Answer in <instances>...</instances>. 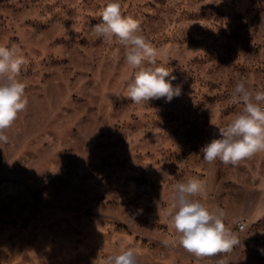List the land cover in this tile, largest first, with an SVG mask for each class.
I'll list each match as a JSON object with an SVG mask.
<instances>
[{"label":"rangeland","instance_id":"obj_1","mask_svg":"<svg viewBox=\"0 0 264 264\" xmlns=\"http://www.w3.org/2000/svg\"><path fill=\"white\" fill-rule=\"evenodd\" d=\"M109 2L0 0V45L24 51L28 97L0 143V264H104L128 247L139 264H264V153L235 167L201 153L242 107L235 84L264 90V0H120L181 86L143 105L123 96L124 46L92 30ZM192 177L238 235L231 253L163 243L172 185Z\"/></svg>","mask_w":264,"mask_h":264},{"label":"clouds","instance_id":"obj_2","mask_svg":"<svg viewBox=\"0 0 264 264\" xmlns=\"http://www.w3.org/2000/svg\"><path fill=\"white\" fill-rule=\"evenodd\" d=\"M100 22L92 26L97 39L123 45L125 60L132 70L125 83V98L143 105L150 100L171 102L181 95V86H173L167 61L158 57L156 47L143 34L141 22L124 15L120 0H111L98 11ZM25 65V53L16 44L0 45V143L10 140L6 134L28 106L26 85L18 79ZM230 103L241 106L235 118L216 126L219 138L201 148L204 162L219 161L237 166L244 160L264 153V90L249 88L238 81L230 94ZM174 195L169 208L170 227L176 234L163 243L177 245L199 258L228 254L240 245L238 235L224 222L222 209H210L203 203L207 196L205 182L192 177L172 185ZM241 231L244 229L241 228ZM138 250L128 247L119 254L108 255L104 264H139ZM219 264H226L220 260Z\"/></svg>","mask_w":264,"mask_h":264},{"label":"built area","instance_id":"obj_3","mask_svg":"<svg viewBox=\"0 0 264 264\" xmlns=\"http://www.w3.org/2000/svg\"><path fill=\"white\" fill-rule=\"evenodd\" d=\"M245 227V222H239L237 224V227L235 228L236 230H240L241 228H244Z\"/></svg>","mask_w":264,"mask_h":264}]
</instances>
